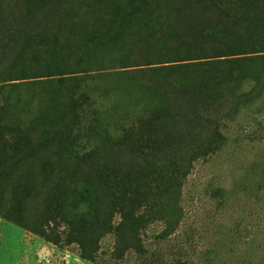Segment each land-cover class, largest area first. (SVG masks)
Segmentation results:
<instances>
[{
	"label": "trees",
	"instance_id": "16d2710c",
	"mask_svg": "<svg viewBox=\"0 0 264 264\" xmlns=\"http://www.w3.org/2000/svg\"><path fill=\"white\" fill-rule=\"evenodd\" d=\"M253 107L264 0H0V217L93 263L108 235L145 255Z\"/></svg>",
	"mask_w": 264,
	"mask_h": 264
},
{
	"label": "rangeland",
	"instance_id": "374dc122",
	"mask_svg": "<svg viewBox=\"0 0 264 264\" xmlns=\"http://www.w3.org/2000/svg\"><path fill=\"white\" fill-rule=\"evenodd\" d=\"M1 1L8 7L11 0ZM223 132L222 148L197 160L185 181L175 232L162 236L164 221L145 230V255L131 250L113 258L115 241L108 235L93 263L76 245L59 247L6 223L0 264H264V109L243 110Z\"/></svg>",
	"mask_w": 264,
	"mask_h": 264
},
{
	"label": "crops",
	"instance_id": "0c3cea01",
	"mask_svg": "<svg viewBox=\"0 0 264 264\" xmlns=\"http://www.w3.org/2000/svg\"><path fill=\"white\" fill-rule=\"evenodd\" d=\"M6 223H12V222L7 221V220L3 219L2 217H0V235H1V230H3ZM0 240H1V236H0Z\"/></svg>",
	"mask_w": 264,
	"mask_h": 264
}]
</instances>
